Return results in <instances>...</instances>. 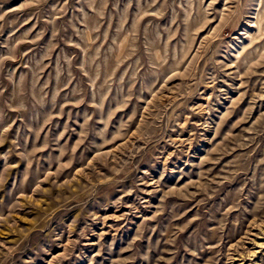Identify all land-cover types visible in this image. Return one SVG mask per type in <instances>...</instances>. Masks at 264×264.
<instances>
[{
  "label": "rangeland",
  "instance_id": "1",
  "mask_svg": "<svg viewBox=\"0 0 264 264\" xmlns=\"http://www.w3.org/2000/svg\"><path fill=\"white\" fill-rule=\"evenodd\" d=\"M0 264H264V0H0Z\"/></svg>",
  "mask_w": 264,
  "mask_h": 264
}]
</instances>
